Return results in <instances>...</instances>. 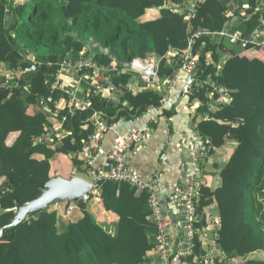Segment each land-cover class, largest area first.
Returning <instances> with one entry per match:
<instances>
[{
    "label": "trees",
    "instance_id": "1",
    "mask_svg": "<svg viewBox=\"0 0 264 264\" xmlns=\"http://www.w3.org/2000/svg\"><path fill=\"white\" fill-rule=\"evenodd\" d=\"M237 1L200 0L197 12L186 19L188 12L180 10L187 0H0V208L35 199L39 190L28 183L47 182L58 155L70 156L73 167L83 172L79 152L94 131L95 114L109 125L134 120L150 105H159L162 82L177 68L176 58L165 56L186 49L191 31L227 35L241 25L244 48L227 36L216 42L201 34L192 43L199 66L188 96L190 113L202 115L196 132L209 141L202 178L218 175L220 185L212 190L202 179L194 251L185 260L206 264L213 260L207 252L217 246L232 264H264V43L250 41L255 32L264 33V0L232 8ZM209 54L213 64L207 62ZM152 57L160 60L159 83H138V90L130 91L137 76L120 63ZM79 58L109 71L77 72ZM65 62L79 80L88 77L79 81L80 98L89 103L85 109L70 112L71 93L56 86ZM97 83L108 84L111 94L94 95ZM50 132L52 142H34ZM227 142L235 146L225 163H210ZM100 191L99 199H90L120 219L115 234L97 223L85 204L78 207L82 218L65 226L56 208L39 211L4 230L0 264H143L155 251L149 194L111 181L103 182ZM12 216L0 213V227Z\"/></svg>",
    "mask_w": 264,
    "mask_h": 264
},
{
    "label": "built area",
    "instance_id": "2",
    "mask_svg": "<svg viewBox=\"0 0 264 264\" xmlns=\"http://www.w3.org/2000/svg\"><path fill=\"white\" fill-rule=\"evenodd\" d=\"M200 0H187V4L183 6L182 10L188 12L189 17H193L197 12V3ZM170 5L168 3L166 6ZM191 37L188 40V47L184 50H170V52L165 56L167 60L170 58H176L177 68L174 70L173 74L167 77L163 82V90H172L179 77L182 76H192V85L195 81L196 73L199 66V56L192 52L193 39H196L201 34L209 36L214 39L216 35L227 36L230 43L236 44L240 42L241 47L244 48L247 41L239 38L237 34H225L220 33H210L206 30H201L199 28L194 29L190 32ZM260 32H255L253 37L250 39L252 42H259ZM221 39V38H220ZM104 53H107L106 49H101ZM112 61H115L114 57H111ZM168 61V62H169ZM160 60L152 57L149 60H142L135 58L130 62H121L122 67L130 71L137 76V83L145 84H158L159 79L157 76V69ZM77 72L82 70H87V73H105L109 69L105 65H99L96 62L88 58H79L74 63ZM71 68L70 63H64L61 65V69L57 75L56 86L62 88V84L59 81V77L64 70H69ZM111 74V73H110ZM107 77L110 78L111 75ZM88 77H82L80 80H85ZM208 84H212L209 83ZM101 92L109 95L111 94L112 88L108 84H96ZM192 85L190 90L184 91L185 94L192 92ZM137 88V87H136ZM63 89V88H62ZM138 89V88H137ZM165 93V92H164ZM210 98V96H208ZM225 102L228 100L225 99ZM39 104H43L44 100L42 98L38 99ZM69 111L73 112L77 109H85L89 106V103L80 98L79 93L72 92L69 102ZM169 108L168 102L165 101L164 97L159 101V105H150L145 111L146 124H157ZM192 108V107H191ZM212 109V106H209ZM92 125L94 131L88 136L87 139L82 141V147L79 154L82 156V168L86 174L87 182L91 184V194L94 198L99 199L101 195L100 187L105 181H111L115 183H127L131 187L135 188L139 192L146 191L149 194V207L151 210V218L156 226L155 229V255L157 257L156 264H175V262L186 259L191 256L194 251V238L196 233L197 219V202H198V189L202 182L205 183L204 178H202V163L204 157L207 153L209 146V141L204 140L198 142L190 149V159L188 161L187 169H185L183 176L179 182L171 185L169 189L170 196V210H163L161 204H159L157 191L159 186L156 182L142 181L138 177L136 171L130 168L128 161V151L132 147L141 144L144 138L145 128L143 126L132 130L131 132L118 134L113 137L112 145L110 148L104 147V133L107 130H113L115 124H109L106 119H101L97 117L96 114L92 119ZM53 132L46 135H42L38 138H34V142H46L50 143L53 140ZM103 156L104 163L98 164L97 157ZM108 167V168H107ZM71 208H68V212Z\"/></svg>",
    "mask_w": 264,
    "mask_h": 264
},
{
    "label": "crops",
    "instance_id": "3",
    "mask_svg": "<svg viewBox=\"0 0 264 264\" xmlns=\"http://www.w3.org/2000/svg\"><path fill=\"white\" fill-rule=\"evenodd\" d=\"M233 3H230L232 8H244L247 5V0H238L237 6H233ZM242 12V11H241ZM229 14V11L226 12ZM238 25L230 34H241L243 29ZM264 35L263 32L259 35V42H261V37ZM220 36L216 35L214 37V41L219 42ZM264 42V38H263ZM232 47V45H229ZM228 46V47H229ZM229 49V48H228ZM231 50L235 52H240V48H232ZM212 55L209 54L207 56V62L213 64ZM226 60V58H224ZM221 65H218V72H221ZM69 74L66 76H61L59 81L62 83V88L65 92H75L76 94L82 91V85L79 87V79L75 77V71H67ZM71 72V74H70ZM21 75V73H20ZM18 76V75H16ZM185 76L179 77L174 88L172 90H164V99L168 102V110L172 111V115L169 117H163L157 124H146V116L143 114L141 117L136 118L134 120H118L114 122L115 128L113 130H107L104 133V147L107 149L111 147L113 137L118 134H124L131 132L134 129H137L141 126L145 128L144 138L141 144L134 146L131 150L128 151V161L130 168L136 171L140 180L149 181L152 180L157 183L159 189L157 191L158 201L161 204L163 210H168L167 214H169L170 210V196L169 189L173 184L179 182L183 176L185 169H187L188 161L190 159V149L194 145V143L202 142L205 139L196 132V127L199 123L203 121L202 115L196 113L197 111L193 110L192 104L188 100V94H185L184 86L186 85ZM87 79H85L86 81ZM109 81V78H108ZM87 83V82H86ZM106 84V83H105ZM137 80H134V86L137 87ZM192 85V84H191ZM97 86V85H96ZM130 87V88H131ZM129 88V89H130ZM164 89V87L162 86ZM192 89V88H191ZM136 90H138L136 88ZM131 90V91H136ZM118 92V91H117ZM96 96L107 97L109 96L104 92H101L99 88H96V91L93 93ZM116 97V95H115ZM111 98H114V95H111ZM198 106V104H196ZM205 120V119H204ZM228 143V142H227ZM234 143H228L224 145L222 149L218 150L213 154L214 157H211L210 163H215L218 160L219 166H222L227 160L226 156H229L234 148ZM57 165H64L63 168H53L52 166V176H60L65 179H68L71 174L76 169L71 172V169L67 170L66 166H70L73 168L71 157L58 155L55 157ZM98 164L104 163V157H97ZM83 163L81 164L82 167ZM108 168V167H107ZM209 171H215V169L207 168ZM83 170V169H82ZM71 172V173H70ZM81 175L86 174L80 172ZM209 176H204V181L212 190L216 189L220 185V179L218 175L210 176L211 173H208ZM76 175V174H75ZM77 176V175H76ZM80 177V176H78ZM85 180V179H84ZM138 191V190H137ZM149 201V198H148ZM147 203L149 204V202ZM85 204V209L94 217L97 223H99L103 228L108 230L110 233L115 234L116 224L119 222V218L111 213L104 210V207L100 202H97L93 198L88 199ZM75 204H70L68 208L71 210L68 212V209L65 208L63 204H53L49 209L56 208L60 215L67 219V221L62 222V225H66L68 222L76 223L82 218V210L79 209ZM149 207V205H148ZM151 211V210H150ZM65 216V217H64ZM149 223L154 228L152 241L155 246V229L156 226L152 221L151 215L149 219ZM64 225V226H65ZM208 256H213V260H208L206 264H232L230 259H228L227 255L223 254L222 251L214 246L209 252H207ZM212 259V257H211ZM157 257L154 255H148L147 259L143 262V264H156ZM235 262V264H238ZM175 264H196L195 261L190 263L185 259H181ZM241 264V263H239Z\"/></svg>",
    "mask_w": 264,
    "mask_h": 264
},
{
    "label": "water",
    "instance_id": "4",
    "mask_svg": "<svg viewBox=\"0 0 264 264\" xmlns=\"http://www.w3.org/2000/svg\"><path fill=\"white\" fill-rule=\"evenodd\" d=\"M168 6H163L161 9H167ZM18 74V73H17ZM20 76V73L18 74ZM195 75L187 76L186 85L183 91H189L192 78ZM136 90V87L129 89ZM2 92L8 91V88L1 89ZM39 190L38 196L25 203H18L14 201V206L9 209L0 208L1 213H12L8 225L0 227V238L3 236L4 230L11 231L18 224L24 221L25 218L35 214L39 211L48 210L53 204H63L68 209L70 204L81 206L86 203L91 194V184L81 177H78L73 172L68 179L60 176H52L47 182L44 183H28ZM26 184V185H28ZM20 185L19 187H21Z\"/></svg>",
    "mask_w": 264,
    "mask_h": 264
},
{
    "label": "rangeland",
    "instance_id": "5",
    "mask_svg": "<svg viewBox=\"0 0 264 264\" xmlns=\"http://www.w3.org/2000/svg\"><path fill=\"white\" fill-rule=\"evenodd\" d=\"M168 3H170V2H168ZM243 30H244V27L243 26H240ZM264 35H262V39H261V42L263 43V37ZM227 41V43H228V40H226ZM230 42V41H229ZM104 52V51H103ZM258 54H260V53H258ZM257 54V55H258ZM261 54H263V53H261ZM262 58H264V55H263V57ZM2 71H3V69H2ZM67 71H71V69H69V70H64L62 73H61V75H60V77H59V79L61 78V76H67L68 74H69V72H67ZM19 74V73H18ZM17 74V75H18ZM70 74H71V72H70ZM61 83V82H60ZM62 84V83H61ZM52 166H53V168H63L64 167V165H62V164H60V165H57V163H56V158L52 161ZM66 169L67 170H69V169H71V172L74 170V167L73 168H71L70 166H66ZM70 172V173H71ZM75 174L77 175V176H80L81 178H83V179H87V177L85 176V175H81L80 174V172L78 171V170H76L75 171ZM1 213V212H0ZM65 217V216H64ZM64 221H67V219H63Z\"/></svg>",
    "mask_w": 264,
    "mask_h": 264
}]
</instances>
